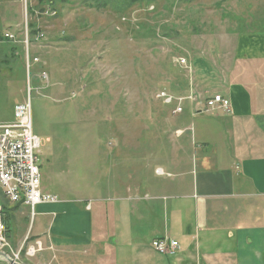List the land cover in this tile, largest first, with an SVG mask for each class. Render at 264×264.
Instances as JSON below:
<instances>
[{
  "label": "rangeland",
  "instance_id": "rangeland-1",
  "mask_svg": "<svg viewBox=\"0 0 264 264\" xmlns=\"http://www.w3.org/2000/svg\"><path fill=\"white\" fill-rule=\"evenodd\" d=\"M17 13L18 25L11 27ZM31 22L35 30L30 31L34 34L28 35L26 45L25 32ZM5 31L15 34L13 43L20 42L25 55L18 61L1 54L0 112L8 104L29 98L32 128L41 140L42 178L48 190L62 197L69 196L68 184L76 189L77 185H92L100 177L101 185L108 188L110 167H125L132 172L131 179L141 177L148 184L157 179L171 183L166 176L156 179L153 175L155 166H166L163 155L171 150L170 142L159 139L173 135L176 126L195 118L187 111L171 114L172 107L155 99V93L165 89L184 94L192 68L194 85L201 89L203 84V92H213L218 75L210 59L221 57L225 47L220 42L227 37L264 35V0H53L52 4L47 0H0V34ZM3 40L0 51L20 55ZM179 58L186 63H178ZM123 134L141 135V139L114 155L115 138ZM98 168L101 175L95 174ZM104 190V195L110 194ZM126 196L132 208L150 203L135 201L134 189ZM0 201L8 206L1 190ZM176 202L154 201L150 212L143 206L156 219L139 226L135 223L138 230L149 235L158 227L177 226L168 217ZM111 203V199L104 201ZM182 213L192 218L191 212ZM2 218L6 223L11 220L6 213ZM10 222L12 229L8 223L0 252L19 264H49L53 251L41 255L47 244L29 232L23 234L15 220ZM112 244L121 248L116 240ZM54 258L51 264H55ZM0 264L8 263L0 258Z\"/></svg>",
  "mask_w": 264,
  "mask_h": 264
},
{
  "label": "crops",
  "instance_id": "crops-1",
  "mask_svg": "<svg viewBox=\"0 0 264 264\" xmlns=\"http://www.w3.org/2000/svg\"><path fill=\"white\" fill-rule=\"evenodd\" d=\"M16 15L11 27L18 25ZM4 33L0 34L3 48ZM5 41L20 55L2 49L0 57L4 54L22 61L25 51L20 42ZM220 43L225 47L221 57L210 59L218 86L213 92H203V84L197 88L192 68L184 94L190 90L200 96L219 93L229 99V109L201 114L194 112V103L184 104L182 113L187 111L195 119L176 126L173 135L161 136L159 140L170 142L171 150L163 155L166 166L158 164L153 171L156 179L166 176L171 183L157 179L148 184L141 177L131 179L132 172L125 167H110L106 172L108 188L101 185L100 177L92 185L81 184L76 189L68 184L69 196L56 194V201L36 204L33 210L22 202H7L4 212L22 233L29 232L47 244L41 255L53 251L55 264H264V35L241 34ZM16 103L0 112V123L12 119ZM140 139L141 135L131 134L115 138L113 154ZM39 168L41 190L55 195L42 178L41 163ZM97 170L96 175L100 174ZM104 189L110 194L104 195ZM133 189L135 201H150L143 204L149 212L154 201H179L171 204L168 216L178 225H168L165 230L158 227L149 235L139 231V223L152 222L156 217L142 205H133V209L127 204L130 198L126 194ZM109 199L113 203L104 204ZM186 211L192 218L182 213ZM10 221L7 223L12 229ZM159 237L178 241L174 256L158 253L150 246L151 240ZM114 240L121 248H115Z\"/></svg>",
  "mask_w": 264,
  "mask_h": 264
},
{
  "label": "built area",
  "instance_id": "built-area-1",
  "mask_svg": "<svg viewBox=\"0 0 264 264\" xmlns=\"http://www.w3.org/2000/svg\"><path fill=\"white\" fill-rule=\"evenodd\" d=\"M37 33L36 38L39 39ZM4 38L8 41H16L15 34L5 32ZM27 31L24 43L28 45ZM34 62L38 58H32ZM178 63L186 61L179 58ZM27 67L30 66V58L26 55ZM42 75L47 78L45 72ZM202 96V95H201ZM190 90L186 94L174 95L165 89L158 90L154 98L165 105L172 107L171 114H181L186 102L195 104V113H211L216 110H228L230 102L228 98L219 93L204 95L201 97ZM41 140L32 128V111L29 98L18 102L13 106L12 119L0 123V190L4 199L10 203L22 202L32 210L36 204L54 202L57 196L41 190V173L39 168V157ZM161 174V169L156 170ZM6 225L1 217L0 205V245L6 238ZM150 246L158 253L173 254L179 247L178 241L159 237L151 240Z\"/></svg>",
  "mask_w": 264,
  "mask_h": 264
},
{
  "label": "trees",
  "instance_id": "trees-1",
  "mask_svg": "<svg viewBox=\"0 0 264 264\" xmlns=\"http://www.w3.org/2000/svg\"><path fill=\"white\" fill-rule=\"evenodd\" d=\"M48 2H49V4H52L53 3V0H47ZM132 1H138V0H132ZM27 12H29L30 13V15H32V13H33V11H32V9H31V7H27ZM27 27H28V29H29V36H31L32 34H34V32H30V31H34L35 30V25L31 22V23H28L27 24ZM34 36V35H33ZM187 87V86H186ZM185 87V88H186ZM173 91H175V90H173ZM181 93V92H180ZM178 94V93H177ZM4 209H6V207H5V204L4 203H2V205H1V217H2V214L3 215H5V212H4ZM3 219V221H4V223H5V225H6V228L8 227V223H6V221H5V219L4 218H2Z\"/></svg>",
  "mask_w": 264,
  "mask_h": 264
},
{
  "label": "water",
  "instance_id": "water-1",
  "mask_svg": "<svg viewBox=\"0 0 264 264\" xmlns=\"http://www.w3.org/2000/svg\"><path fill=\"white\" fill-rule=\"evenodd\" d=\"M0 257L3 258L8 264H19L13 258L9 257L6 253L0 252Z\"/></svg>",
  "mask_w": 264,
  "mask_h": 264
},
{
  "label": "bare ground",
  "instance_id": "bare-ground-1",
  "mask_svg": "<svg viewBox=\"0 0 264 264\" xmlns=\"http://www.w3.org/2000/svg\"><path fill=\"white\" fill-rule=\"evenodd\" d=\"M26 4V3H25ZM28 41V40H27Z\"/></svg>",
  "mask_w": 264,
  "mask_h": 264
}]
</instances>
